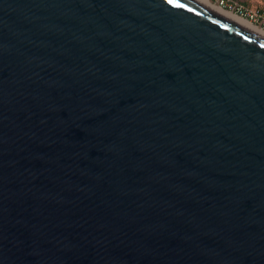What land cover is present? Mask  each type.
Segmentation results:
<instances>
[{"label": "water", "instance_id": "water-1", "mask_svg": "<svg viewBox=\"0 0 264 264\" xmlns=\"http://www.w3.org/2000/svg\"><path fill=\"white\" fill-rule=\"evenodd\" d=\"M0 264H264V37L194 0H0Z\"/></svg>", "mask_w": 264, "mask_h": 264}, {"label": "bare ground", "instance_id": "bare-ground-1", "mask_svg": "<svg viewBox=\"0 0 264 264\" xmlns=\"http://www.w3.org/2000/svg\"><path fill=\"white\" fill-rule=\"evenodd\" d=\"M198 3H200L201 5L223 15L224 17L254 31L255 33L261 35L264 37V30L261 29L256 23H254L253 21L242 17L240 15H237L236 13L232 12L231 10H228L224 7H222L221 5H217L213 2H211V0H194Z\"/></svg>", "mask_w": 264, "mask_h": 264}, {"label": "built area", "instance_id": "built-area-1", "mask_svg": "<svg viewBox=\"0 0 264 264\" xmlns=\"http://www.w3.org/2000/svg\"><path fill=\"white\" fill-rule=\"evenodd\" d=\"M220 2L232 12L253 21L264 30V11L253 9L238 0H221Z\"/></svg>", "mask_w": 264, "mask_h": 264}, {"label": "rangeland", "instance_id": "rangeland-1", "mask_svg": "<svg viewBox=\"0 0 264 264\" xmlns=\"http://www.w3.org/2000/svg\"><path fill=\"white\" fill-rule=\"evenodd\" d=\"M220 1L221 0H211V2H213L217 5H221L222 7L229 10V8L225 5H223ZM238 1L243 2L244 4L250 6L253 9L264 11V0H238Z\"/></svg>", "mask_w": 264, "mask_h": 264}, {"label": "snow or ice", "instance_id": "snow-or-ice-1", "mask_svg": "<svg viewBox=\"0 0 264 264\" xmlns=\"http://www.w3.org/2000/svg\"><path fill=\"white\" fill-rule=\"evenodd\" d=\"M173 2H174V0H168V3H170V4L173 3Z\"/></svg>", "mask_w": 264, "mask_h": 264}]
</instances>
